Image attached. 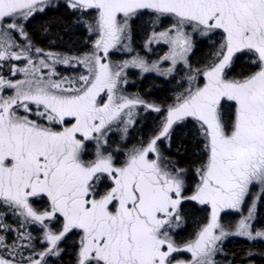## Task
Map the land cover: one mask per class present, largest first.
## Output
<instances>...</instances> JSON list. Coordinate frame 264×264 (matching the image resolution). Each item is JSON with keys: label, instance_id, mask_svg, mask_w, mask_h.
I'll return each instance as SVG.
<instances>
[{"label": "snow or ice", "instance_id": "1", "mask_svg": "<svg viewBox=\"0 0 264 264\" xmlns=\"http://www.w3.org/2000/svg\"><path fill=\"white\" fill-rule=\"evenodd\" d=\"M54 6L51 0H0V68L9 64L11 75L24 74L17 80L0 74V264H47L74 231L75 264H219L215 257L229 237L264 239V230L253 225L264 197V0H64L97 37L82 56L33 45L26 23ZM144 14L153 26L162 18L172 21L163 31L154 27L146 42L171 45L162 57L171 67L161 69L159 61L149 64L139 55L122 63L108 59L118 45L132 51L122 42L131 41L130 21ZM193 33L209 41L219 34L202 68L188 62ZM17 37L25 42L18 44ZM242 57L254 70L230 76ZM178 63L188 67L189 86L173 103L160 106L121 94L126 68L170 75ZM55 64L82 66L87 74L59 77ZM8 89L12 95L4 94ZM229 104L231 120L224 118ZM137 109L158 115L154 134L117 163L108 151V133L119 123L126 135ZM189 123L182 136L199 140L205 157L191 186L187 170L158 147L164 142L170 148L176 130ZM89 144L94 159H85ZM106 181L111 186L101 191ZM253 186L259 191L247 215L231 226L234 231L222 225L221 212L242 210ZM40 198L46 208L34 206ZM186 202L207 207L209 216L195 238L181 245L172 233L183 223ZM9 216L19 218L15 229L5 222ZM30 225L40 226L44 250H35ZM182 251L191 259H177Z\"/></svg>", "mask_w": 264, "mask_h": 264}, {"label": "trees", "instance_id": "2", "mask_svg": "<svg viewBox=\"0 0 264 264\" xmlns=\"http://www.w3.org/2000/svg\"><path fill=\"white\" fill-rule=\"evenodd\" d=\"M78 16V13H73L66 6H64L63 3L56 9H48L45 12L35 15V17L27 23V32L31 35L35 45L42 49H58L65 53L82 51L85 49L83 41L90 35L86 30L85 25L80 23L78 20ZM85 19L88 18L85 17ZM144 24L145 22L141 19H135L133 24L134 42L138 47L141 46L140 42L146 32ZM46 28L47 30H45ZM210 52L211 48L204 39L197 41L196 49L190 57V63L192 65L205 64L211 57L208 55ZM252 70V64L245 62L243 58H241L234 63L230 73L232 74L235 72L234 74L237 76ZM139 83V86L144 91L146 97L154 99L160 103L170 100V93L175 87V83L173 81L163 78H153L151 76H146L142 80V83ZM231 107L228 108L227 116H229V114L230 116L232 115L233 108ZM224 110L227 109L225 108ZM150 116L151 115L144 117V121H146V123L143 127V131L145 134L151 127V121L149 120V118H151ZM191 127L192 126L188 125V128H178L173 137L174 150L177 160L182 166L188 167L196 165L201 160L200 141L194 139L192 134L188 135L187 139L182 136V133L190 131ZM188 212L191 217L189 218L188 225L190 228L196 218L201 214L203 215V211L195 208V206H191L188 208ZM256 223L258 227L264 229V197L258 207ZM249 251L253 253L251 257L246 255ZM72 253V250L65 251L62 264H72ZM225 253L228 256L227 259L234 263L253 259L258 264H264V240L250 242L247 239L238 238L225 244Z\"/></svg>", "mask_w": 264, "mask_h": 264}, {"label": "rangeland", "instance_id": "3", "mask_svg": "<svg viewBox=\"0 0 264 264\" xmlns=\"http://www.w3.org/2000/svg\"><path fill=\"white\" fill-rule=\"evenodd\" d=\"M57 1L64 3V0H51L52 4L54 2H57ZM139 19H141L143 22H145L144 25L146 28V32L143 35L142 41L140 42L141 46L138 47L134 42L133 24H134L135 19H133L132 21H130V23H131V41L129 42V41L125 40L122 42L123 44H129L130 43V47H131L132 51L129 52V51L125 50L122 46L118 45L116 49H111L109 51L108 59L113 63H122L123 61L130 60L132 57L139 55L140 57H143L146 61H148L149 64L159 61L161 69H166L168 67H171L170 61H163L162 60V57L169 53L171 45L161 41L159 43H152L151 45H148L146 47V42L149 39V36H150L151 32L153 31L154 27H155V31H157V32L163 31L165 28H167L170 25V23L172 21L168 18H162L158 25L153 26L151 23L152 17L150 15H148V14L141 15L139 17ZM27 23L25 25L26 28H27ZM26 31H27V29H26ZM89 35L90 36L83 41V44L87 48L86 51H84V52L78 51L79 53H77L76 51L75 52H69V53H59L58 52V54H61L63 56H82L84 53L91 52L92 51V45H93V43L97 37L94 33H89ZM203 39L210 46L211 52H213L214 49L211 47V44L213 42L218 41L219 34L213 36L211 41H209L206 38L200 37L199 35H197L195 33L192 34L193 49H192L191 54L188 56V62L191 65L192 69L202 68L204 66V64L192 65L190 63V57L193 54L194 50L196 49L197 41L203 40ZM24 42L25 41H24L23 37H17V43L18 44H23ZM35 47H37V46H35ZM44 50H45V52H51L50 49H44ZM53 53H56V52H53ZM242 58L245 62H248V59L246 57H242ZM210 59H211V57H210ZM10 63L14 64L17 67H23L25 62L24 61H11ZM54 67H55V71L59 74V77H70L71 78V77H74L77 75L87 74L86 70L82 66H78V65H74V64L73 65L55 64ZM45 71H47V70H45ZM234 73L235 72H233L231 74L229 72L230 76H236V74H234ZM0 74H3L6 79L17 80V79H23L24 78L23 73H16L15 75H11L9 73V64H5L4 67L0 68ZM188 75H189L188 67L183 65L182 63H178L176 65V71L170 75H162L160 72H157V71L143 72L139 68L129 67V68H126L125 72H124V76L127 80V83H124L121 85V94L129 96L130 98L132 96H135V95L139 96V94L136 91L129 89V87L134 86L136 84L135 82H132V80L133 81L138 80L139 82L142 83V80L146 76H151L153 78L161 76L167 80H175L176 92L173 96L170 97L169 101H171V102H169V104H171V103H173L175 96L179 92H182L185 88L188 87V86L185 88L183 87V84L188 82L187 81ZM238 76H240V75H237L236 77H238ZM59 77H53V79H58ZM198 80L199 79H197V83L203 82L202 79H201V81L199 80V82H198ZM138 85H140V83ZM4 94L5 95H12L13 90L8 89L5 91ZM166 105H168V104L166 103ZM166 105H160V106H166ZM231 106H232L231 104L225 106V108L227 110H224V118L227 120H228V118H229V120H230V118H232V115L230 116V114H229V116H227L228 108ZM231 108H233V107H231ZM138 112L140 113L139 118L145 117V112L143 109H138ZM232 113H233V110H232ZM258 191H259V189L256 186H253L250 189V194H249V196L246 197V201H245V204H244L242 210H240V211L225 210V211L221 212V215H220L221 224L224 225L225 227H231V226H234L242 216H246L247 210H248V205L251 204L253 196L257 195ZM262 198L257 202V205H256V217H255V220L253 221L254 229H256V230H264V229L258 227L257 223H256L257 222V216H258V207L260 205ZM205 208L207 211V222H208L209 210L207 207H205ZM231 230L234 231L235 230L234 227H231ZM238 238H242V237L231 236L228 239H226L225 241H223V243H222V247H223L222 254L224 257L216 259L219 262V264H233L232 261H229L228 259L226 260V253L224 252L225 251V244L232 242ZM243 239H246V238H243ZM258 240H264V239H258ZM258 240H256V241H258ZM256 241H250V242H256ZM218 254H217V256H218ZM181 259H183V260L191 259V253H187V256L185 255ZM235 264H258V263H256L253 259H248V260H245L244 262H239V263H235Z\"/></svg>", "mask_w": 264, "mask_h": 264}, {"label": "flooded vegetation", "instance_id": "4", "mask_svg": "<svg viewBox=\"0 0 264 264\" xmlns=\"http://www.w3.org/2000/svg\"><path fill=\"white\" fill-rule=\"evenodd\" d=\"M60 4H63V2H54L53 5H55L54 7L51 8H47L48 9H56ZM45 10V11H46ZM27 29V28H26ZM28 31V30H27ZM29 34V32H28ZM30 38L31 35L29 34ZM31 41L33 43L34 46L35 43L33 42L32 38ZM87 48L85 46V49L79 52H84L86 51ZM51 52H56V53H65L63 51H60L58 49H50ZM75 52V51H72ZM77 53H79L78 51H76ZM68 53V52H67ZM57 68V67H56ZM254 70V69H253ZM155 78H163V77H155ZM175 78V77H174ZM165 79V78H163ZM201 81V78H197ZM167 80V79H166ZM198 80V82H199ZM169 81H173L175 83V80H169ZM132 82H135L136 84L134 86L129 87L130 90L136 91L139 96L149 102H154L158 105H166L169 104V102L171 101H166L163 103H160L154 99L148 98L145 96L144 91L140 88L139 81L135 80ZM202 83V82H199ZM189 86L188 82L183 84V87H187ZM176 92V89L174 87V89L171 91L170 95L173 96ZM175 99V98H174ZM138 112V109L136 110ZM20 114L23 115V110H20ZM140 113L138 112V115L135 117L136 119V123L134 126L130 127L128 129V132L126 135H124L121 131V129L123 128L122 124L116 123L112 126L111 131L108 133V138H109V142H108V151H111L113 153V156L116 159L117 163H122L125 158H126V154L127 151L132 148L133 146H139L141 142L143 141H147L149 139V137L151 135L154 134V126L158 123V115L154 112H147L145 113V116L151 115L149 118V120L151 121V127L149 129V131H147V133L145 134L143 131V127L146 123V121H144V118H139ZM35 119L36 117H30ZM146 120V118H145ZM189 126H191V123H189ZM177 131V130H176ZM122 136H124V138L122 139ZM201 143V142H200ZM158 147L159 150L161 152V155L167 159H170L176 166L184 168L187 170L188 172V184L189 186L192 185V183L195 181V174H194V168L199 167V165L203 162V160L205 159L204 155L202 154V149H203V145L201 143L200 146V153H201V160L199 163H197L196 165H193L192 167H188V166H182L181 164H179V161L177 160V156L174 150V144H173V140L171 142V147L169 148L164 142H158ZM88 152L89 155H87L85 157V159H94L95 158V149L93 147L92 144H89L88 146ZM111 186V182L110 181H106L103 185V187L100 189L101 191H103L104 189L108 188ZM34 206L37 208H46L48 206V202L46 200V198H40L38 202L34 201ZM191 206H195V208L203 211V215H199V217L196 218L195 222H193L192 226L189 228V218H191L189 216V212H188V208H190ZM181 213H182V217H183V223L181 225L180 228L174 229L173 230V236L174 238L177 240L178 243H180L181 245H183L184 243H186L189 240H192L195 238V234L200 230V228L205 225L207 223V211L206 208L203 206H199L194 202H186L181 206ZM19 218L16 216H9L6 218V223H9L12 225L13 229H15L18 224ZM56 227H59V225L57 224ZM188 228V229H187ZM28 231H30L32 233V235L34 237H36V239L33 241L34 245H35V250L37 252L44 250L47 247L46 242L42 241L41 237H42V232L40 230V226L39 225H30L28 226ZM14 235V233H10L9 234V243L11 242V237ZM78 241H79V234L77 232H73L70 233L64 241H62L60 243V248L63 249V251L60 253L59 256H52L49 258H46L47 260V264H62L63 263V257L65 254L66 250H72V264H75L76 261V256L75 253L77 251L78 248ZM227 244V243H226ZM186 251H182L180 253L175 254L177 259H181L183 256H187ZM225 252V251H224ZM223 254L219 253L218 256L216 255L215 259H219V258H223ZM227 255H226V259H227ZM233 264H235L233 262Z\"/></svg>", "mask_w": 264, "mask_h": 264}, {"label": "bare ground", "instance_id": "5", "mask_svg": "<svg viewBox=\"0 0 264 264\" xmlns=\"http://www.w3.org/2000/svg\"><path fill=\"white\" fill-rule=\"evenodd\" d=\"M80 71V70H79Z\"/></svg>", "mask_w": 264, "mask_h": 264}]
</instances>
